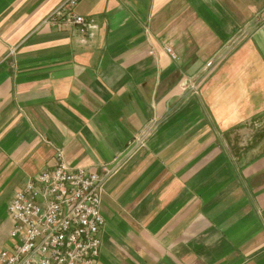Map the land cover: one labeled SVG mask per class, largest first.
I'll use <instances>...</instances> for the list:
<instances>
[{"label":"crops","instance_id":"obj_1","mask_svg":"<svg viewBox=\"0 0 264 264\" xmlns=\"http://www.w3.org/2000/svg\"><path fill=\"white\" fill-rule=\"evenodd\" d=\"M62 1L0 0V248L60 149L113 170L94 264H264V0Z\"/></svg>","mask_w":264,"mask_h":264},{"label":"built area","instance_id":"obj_2","mask_svg":"<svg viewBox=\"0 0 264 264\" xmlns=\"http://www.w3.org/2000/svg\"><path fill=\"white\" fill-rule=\"evenodd\" d=\"M77 0H64L47 17H56L83 32L94 20L74 13ZM166 51L174 57L171 47ZM56 163L29 179L16 191L8 205L12 221L10 249L0 248V264H94L100 252L101 194L104 181L113 170L102 165L101 172L74 167L55 152Z\"/></svg>","mask_w":264,"mask_h":264}]
</instances>
